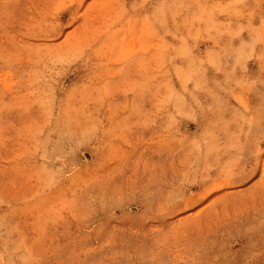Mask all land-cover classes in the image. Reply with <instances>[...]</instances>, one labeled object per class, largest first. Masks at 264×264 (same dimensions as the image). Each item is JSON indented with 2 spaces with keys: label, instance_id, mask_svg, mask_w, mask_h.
<instances>
[{
  "label": "rangeland",
  "instance_id": "rangeland-1",
  "mask_svg": "<svg viewBox=\"0 0 264 264\" xmlns=\"http://www.w3.org/2000/svg\"><path fill=\"white\" fill-rule=\"evenodd\" d=\"M0 264H264V0H0Z\"/></svg>",
  "mask_w": 264,
  "mask_h": 264
}]
</instances>
